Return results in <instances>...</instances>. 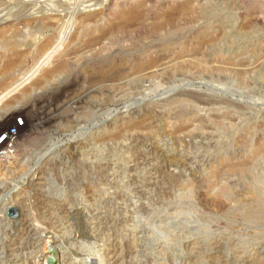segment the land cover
Listing matches in <instances>:
<instances>
[{
    "label": "rangeland",
    "instance_id": "rangeland-1",
    "mask_svg": "<svg viewBox=\"0 0 264 264\" xmlns=\"http://www.w3.org/2000/svg\"><path fill=\"white\" fill-rule=\"evenodd\" d=\"M81 2L61 3L75 16L50 32L0 38L27 54L0 74V135L20 120L0 147V264H51L55 249L64 264H264V0H151L142 25L96 47L138 5Z\"/></svg>",
    "mask_w": 264,
    "mask_h": 264
},
{
    "label": "bare ground",
    "instance_id": "bare-ground-1",
    "mask_svg": "<svg viewBox=\"0 0 264 264\" xmlns=\"http://www.w3.org/2000/svg\"><path fill=\"white\" fill-rule=\"evenodd\" d=\"M70 0H43V1H40V2H37L36 0H32V1H30L29 2V9L27 10V11H25V12H20L19 10H20V8L21 7H18V5H16V6H13V7H9V8H3V10L1 9L0 10V38H3L8 32H10V31H12L13 30V32H14V39L16 38V37H18L21 33H19V35H18V31H17V27L18 26H22L23 28H25V29H27L28 30V32H27V34L30 36H35V35H37V34H42V33H44V32H50L51 30H53V29H55L58 25H60L59 24V22H61L64 18H69L70 19V17H74L75 16V14H73V13H71V12H73V11H69V12H64V9L63 10H58V8L60 9V7L62 6V4L61 3H67L68 4V2H69ZM90 1H94V0H87V2H88V4H85L86 3V0H84V2H83V6H82V2H81V5H80V7H81V9H77L78 11H84L85 9H90V8H92V7H94V6H96V5H98L100 2H103L104 0H97V1H95V2H99L98 4H92V5H90L89 4V2ZM105 1H107V0H105ZM135 1V5H138V9H136L135 11H133V12H130V13H126V14H122L121 16H120V20L115 24V25H113L112 27H110V28H108L107 29V31H106V33L104 32V34H102V36L101 37H99V38H94V39H91V43H93L94 45V47H96L95 45L97 44V43H99L100 41H102L104 38H106V37H109L110 35H113V34H123V33H128L132 28L134 29V27L135 26H137V24L139 23V25H140V23H141V25H142V23L144 22V20H142L143 18H142V16L144 15V14H146V13H144V11H145V9H144V7L146 6L145 5V3L146 2H149V1H151V0H132V3ZM156 1H163V2H166L167 0H156ZM169 1H173V0H169ZM72 2V1H71ZM118 2V1H117ZM107 3V2H106ZM113 4V3H112ZM69 5H70V3H69ZM114 5H115V3H114ZM122 5V4H121ZM2 6V5H1ZM65 6V5H64ZM113 6V5H112ZM37 7V8H36ZM69 8V7H68ZM67 8V9H68ZM78 8V7H77ZM94 9V8H93ZM98 9V8H97ZM77 10H75V11H77ZM65 11H67V10H65ZM113 11V10H112ZM92 12V11H91ZM99 12V11H98ZM129 12V11H128ZM80 13V12H79ZM105 12L103 11V12H101V13H99L97 16H99V15H102V14H104ZM144 13V14H143ZM77 14V13H76ZM110 14H112V13H110ZM81 16V15H80ZM93 16H91V15H84L83 17H80L79 18V16H78V18H79V23L80 24H83V23H85V22H88V20L89 19H91ZM76 19H78L77 17H75ZM74 18V19H75ZM96 18V17H95ZM170 19V18H169ZM71 20V19H70ZM67 21H68V19H67ZM93 21V20H92ZM169 21V20H168ZM167 21V22H168ZM171 21V20H170ZM169 21V23H171ZM135 22V23H134ZM147 22V21H146ZM167 22H165V23H167ZM7 23H8V25H7ZM69 23V22H68ZM62 24V23H61ZM67 24V23H66ZM70 24V23H69ZM87 24V23H86ZM65 25V24H64ZM85 25V24H84ZM135 25V26H134ZM156 26V25H155ZM158 26H160V25H158ZM158 26L157 27H155V29H157L158 28ZM58 28V27H57ZM63 29V28H62ZM24 31V30H23ZM61 31H63V30H61ZM66 32V31H65ZM25 33V32H24ZM62 33V32H61ZM67 33V32H66ZM26 34V35H27ZM77 34V33H76ZM63 35H64V33H63ZM71 35V34H70ZM73 35V34H72ZM11 36V35H10ZM58 36L59 37H61L62 35H60V34H58ZM73 36H75V34L73 35ZM99 36V35H98ZM12 37V36H11ZM58 37V39H60ZM63 37V36H62ZM70 37V36H69ZM68 37V38H69ZM94 37V36H93ZM13 38V37H12ZM29 38V37H28ZM34 38V37H33ZM67 38V39H68ZM71 38H74V37H71ZM75 38H76V36H75ZM11 39V38H10ZM32 39V38H31ZM8 40V39H7ZM62 40V39H61ZM68 40H70V39H68ZM71 40H74V39H71ZM77 40V39H76ZM4 41H6V40H4ZM3 41V42H4ZM11 41V40H10ZM88 41V40H87ZM86 41V42H87ZM7 42V41H6ZM70 42H75V40L74 41H70ZM76 42H78V41H76ZM75 42V43H76ZM86 42H85V44H86ZM89 42V43H90ZM53 43H54V41H52V40H50V41H47V42H45L44 44H43V46L41 47V48H39V52H38V55L39 54H41V55H43L45 52H47L48 51V49L53 45ZM67 43H69V42H67ZM66 43V44H67ZM101 43V42H100ZM4 44V43H3ZM62 44V43H61ZM60 44V45H61ZM69 44H71V43H69ZM6 45V44H5ZM98 45V44H97ZM101 45V44H100ZM21 46V43L20 42H18V41H14V42H12V43H7V45L5 46L6 48L4 49V53L5 54H3V53H0V74H3V75H7L8 73H11L12 71H14L16 68H18V65L20 64V63H23L24 61V59H25V56L27 55L26 54V52L24 53V52H19L18 51V48ZM86 46H87V44H86ZM85 46V47H86ZM88 46H90V45H88ZM3 47H4V45H3ZM2 47V48H3ZM70 47V46H69ZM92 47V46H91ZM90 47V48H91ZM1 48V49H2ZM90 48H88V49H90ZM79 49V48H78ZM87 49V48H86ZM92 49V48H91ZM63 50H66V49H63ZM81 50V49H80ZM3 51V50H2ZM87 51H89V50H87ZM91 51V50H90ZM83 52H85V51H83ZM80 53V52H79ZM45 54H47V53H45ZM73 54V53H72ZM180 54V53H179ZM34 55V54H33ZM40 55V56H41ZM70 55V54H69ZM68 55V56H69ZM80 55H83L82 53H80ZM185 55H188L187 53L186 54H184L183 56H178V57H176V58H174V59H172V60H169V61H167V62H165V63H161V64H159V58H158V60L157 59H152V60H150V61H148V62H146V63H144V64H142V65H139V67H138V70H139V72L140 73H142L143 75H144V73H145V75L147 74V77H148V75L149 74H151V72H153L152 71V69L154 70H156L157 68H160L161 66H163L164 64H166V63H177V61H178V63H182L183 61L181 60V59H185L186 57H185ZM189 55H190V53H189ZM193 55V54H192ZM55 56V55H54ZM61 56V55H60ZM68 56L66 55V57L68 58ZM47 57H50V56H47ZM57 57V56H56ZM56 57H55V59H56ZM72 57V56H71ZM70 57V58H71ZM77 57V56H76ZM192 59L191 60H194L193 59V57L192 56H190ZM190 57H189V60H184V62H191L190 61ZM66 58V59H67ZM157 58V57H156ZM161 58V57H160ZM194 58H196L195 56H194ZM148 59V58H147ZM42 60V59H41ZM46 60H47V58H46ZM58 60V59H57ZM69 60V59H68ZM160 60H164L163 58H161ZM39 61V60H38ZM38 61H36V62H38ZM49 61V60H48ZM47 61V62H48ZM55 61V60H54ZM181 61V62H180ZM53 62V61H52ZM162 62V61H161ZM54 63H56V61L54 62ZM37 64V63H36ZM41 64H43V63H41ZM52 64V63H51ZM64 65H65V59L63 60V58L62 59H60V60H58L57 61V63L55 64V66L54 65H52L53 66V68L50 70V69H48V70H46V68L44 69V70H46L47 72H45V74L43 75V73L44 72H42V78H40V80H39V78H37L36 76V78L39 80H37L36 78H34V76H33V78L34 79H36V80H34V82L36 83L35 85H33V79L31 80L30 78H29V80L30 81H32L33 83H32V85L33 86H31L30 88H27V87H25V89L27 90V91H25V93H27V92H31L35 87H37V86H40V85H42V84H44L47 80L49 81V78H50V80H52L53 78L52 77H54L56 74H58V73H60L61 72V70L63 69V68H65L64 67ZM167 65V64H166ZM171 65V64H170ZM169 65V66H170ZM49 66H50V64H49ZM51 66V67H52ZM165 66V65H164ZM30 67V66H29ZM36 67H38L37 65H36ZM41 67V66H40ZM49 68V67H48ZM166 68V67H165ZM170 68V67H169ZM36 69V68H35ZM29 70V69H28ZM67 70V69H66ZM138 70H137V73H138ZM159 70V69H158ZM160 70H162V68L160 69ZM39 71V70H38ZM148 71H149V73H148ZM151 71V72H150ZM36 72V71H35ZM157 71H155V73H156ZM32 73V72H31ZM160 73H161V71H160ZM240 74H242L241 72H239ZM153 74V73H152ZM38 75V74H37ZM40 75V74H39ZM111 75V74H110ZM125 75H126V72H125ZM136 75V74H135ZM142 75V76H143ZM243 75V74H242ZM18 76V75H17ZM28 76H29V74H28ZM78 76V75H77ZM241 76V75H240ZM15 77V76H14ZM26 77V76H25ZM24 77V78H25ZM39 77H41V76H39ZM52 78V79H51ZM106 78V77H105ZM108 78V81H111V78L109 79V77H107ZM116 77H114V79H115ZM119 78V77H118ZM131 78V77H130ZM104 79V78H103ZM128 79V78H127ZM23 80V79H22ZM21 80V81H22ZM27 80V79H26ZM28 80V81H29ZM8 81V80H7ZM20 81V82H21ZM76 81V80H75ZM118 81V80H117ZM122 81V80H121ZM26 82V81H25ZM127 82V81H126ZM125 82V83H126ZM4 83V82H3ZM6 83V82H5ZM19 83V82H18ZM17 83V84H18ZM29 83V82H28ZM28 83H26V84H28ZM118 83V82H117ZM22 84H24V83H22ZM106 84H108V83H106ZM111 84H113V83H111ZM29 85H31V82H30V84ZM19 86H20V84H19ZM26 86H28V85H26ZM104 86V85H103ZM3 87V86H2ZM2 87H0V89L2 88ZM8 87V86H7ZM123 87V86H122ZM127 87V86H126ZM15 88V87H14ZM20 88V87H19ZM39 88V87H38ZM21 89V88H20ZM20 89H18V91L20 90ZM23 89V88H22ZM21 89V91L23 92L24 91V89L22 90ZM120 89H121V87H120ZM10 90V89H9ZM38 90V89H37ZM36 90V91H37ZM123 90V89H122ZM12 92V91H11ZM14 93V92H13ZM13 93H12V95H13ZM21 93V92H20ZM24 93V92H23ZM4 94V93H3ZM6 94V93H5ZM15 94L16 95H19V94H17L16 93V91H15ZM10 95V94H9ZM24 95V94H23ZM27 96V95H26ZM12 97V96H11ZM16 97V96H15ZM19 97V96H18ZM16 99L18 100V98L16 97ZM14 100H12V102H13ZM11 103V102H10ZM6 104H7V102H6ZM8 104H9V102H8ZM7 104V105H8ZM6 105V106H7ZM3 108V107H2ZM6 108V107H5ZM4 109V108H3ZM12 116V115H11ZM8 119H9V117L7 116V114L3 117V119H2V121H1V124L0 125H2V126H4V125H6L7 123H8ZM5 140V139H4ZM16 142H17V140H16V138H11V139H6L2 144H1V146L0 147H5L6 148V144L7 143H9V144H11V146L12 145H14V144H16ZM7 147H8V144H7ZM171 162V161H170ZM177 172V171H176ZM38 183V182H37ZM36 184V183H35ZM4 210H6V209H4ZM57 210V209H56ZM20 212V211H19ZM6 213V212H5ZM21 213H22V211H21ZM32 214V213H31ZM75 214V213H74ZM5 215V214H4ZM3 215V216H4ZM64 215V214H63ZM75 216V215H74ZM24 217V216H23ZM33 218H35V217H33ZM71 218V217H70ZM60 219V218H59ZM2 220H5V219H2ZM8 219H6V221H7ZM32 220V219H31ZM46 220V219H45ZM66 220V219H65ZM23 221V220H22ZM22 223V222H21ZM23 223H24V221H23ZM16 225H17V223H16ZM28 225V224H27ZM26 225V226H27ZM61 225V224H60ZM41 226V225H40ZM20 227V226H19ZM60 227V226H59ZM62 227H63V225H62ZM22 229V228H21ZM20 229V230H21ZM29 229H30V227H29ZM36 229V228H35ZM28 230V229H27ZM56 230V229H55ZM29 231V230H28ZM65 233V232H64ZM13 235V234H12ZM28 235V234H27ZM27 235H25V236H27ZM67 235V234H66ZM51 236V235H50ZM58 236V235H57ZM34 237V236H33ZM48 238V237H47ZM62 238V237H61ZM17 239V238H16ZM54 240V239H53ZM63 241V240H62ZM31 242V241H30ZM50 242V241H49ZM48 242V243H49ZM52 242V241H51ZM47 243V244H48ZM53 243H54V241H53ZM52 244V243H51ZM54 244H56V243H54ZM53 244V245H54ZM31 246V245H30ZM39 248V247H38ZM47 248V247H46ZM45 248V249H46ZM2 249V248H1ZM37 249V248H36ZM50 249V248H49ZM51 249H54V248H51ZM67 249V248H66ZM68 250V249H67ZM32 251V250H31ZM39 251V250H38ZM51 251V250H50ZM34 252H35V250H34ZM28 253V252H27ZM30 253V252H29ZM46 253V252H45ZM53 257H52V259H53V263H51V264H64V261H66L65 259H67V258H65L64 259V254H63V252H61L59 249H55L53 252ZM23 254V253H22ZM44 255V254H43ZM68 255V254H67ZM24 256V255H23ZM45 256V255H44ZM3 257V256H2ZM26 257V256H25ZM12 259V258H11ZM43 259V258H42ZM47 259V258H46ZM49 259V258H48ZM52 261V260H51ZM68 262H69V258H68Z\"/></svg>",
    "mask_w": 264,
    "mask_h": 264
},
{
    "label": "built area",
    "instance_id": "built-area-1",
    "mask_svg": "<svg viewBox=\"0 0 264 264\" xmlns=\"http://www.w3.org/2000/svg\"><path fill=\"white\" fill-rule=\"evenodd\" d=\"M19 123H20V120L18 119L17 124L15 126H13V128L6 130V133L0 137V140L13 138L16 134V129L18 128Z\"/></svg>",
    "mask_w": 264,
    "mask_h": 264
},
{
    "label": "water",
    "instance_id": "water-1",
    "mask_svg": "<svg viewBox=\"0 0 264 264\" xmlns=\"http://www.w3.org/2000/svg\"><path fill=\"white\" fill-rule=\"evenodd\" d=\"M0 137H1V135H0ZM9 215L10 216H14V215H16V210H11L10 212H9Z\"/></svg>",
    "mask_w": 264,
    "mask_h": 264
}]
</instances>
